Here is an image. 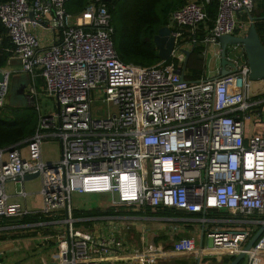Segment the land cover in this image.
I'll use <instances>...</instances> for the list:
<instances>
[{"label":"built area","instance_id":"built-area-1","mask_svg":"<svg viewBox=\"0 0 264 264\" xmlns=\"http://www.w3.org/2000/svg\"><path fill=\"white\" fill-rule=\"evenodd\" d=\"M66 1H0V22L12 44L7 65L0 67V107L7 104L8 66L16 60L29 75L25 93L34 98L37 112L35 131L26 142L28 157L17 147L0 150V220H17L13 228L35 227L34 247L54 248L38 264H101L99 257L124 248L131 224L124 211L158 208L201 215L202 225L241 228L209 231L208 248L196 247L190 237L178 238L170 255L241 252L264 224V96L250 95L240 44L226 46V59L234 66H227L224 76L187 79L183 63L185 51L196 45L203 46L204 58L209 46L216 47L214 56L220 58L218 37L245 36L257 18L242 21L239 14L252 16L256 0H212L211 26L210 0H182L166 24L174 37L172 61L151 66L119 58L106 2L90 0L71 14ZM33 30L48 32L51 42L43 44ZM39 88L54 100L53 112L40 111ZM97 100L108 104L105 115L92 110ZM252 115L256 121L247 133ZM46 138L59 142L56 161L42 160ZM32 173L40 178L41 208L9 203L5 184L19 185L13 195L25 199L23 176ZM73 194L101 195L107 203L100 214L75 215L88 209L74 207ZM218 212L227 215H213ZM32 215L36 219L21 222ZM44 227L54 228V234H44ZM153 246L143 253L133 250L141 263L165 255ZM244 261L264 264V231Z\"/></svg>","mask_w":264,"mask_h":264},{"label":"trees","instance_id":"trees-1","mask_svg":"<svg viewBox=\"0 0 264 264\" xmlns=\"http://www.w3.org/2000/svg\"><path fill=\"white\" fill-rule=\"evenodd\" d=\"M89 1L67 0L65 9L68 13L77 14L86 7ZM180 2L182 3L181 0H113L106 2V6L112 16V40L119 58L125 63H133L141 66H151L163 61L158 56V50L153 43V36L159 27L167 24L169 13ZM206 10L210 18L208 24L211 26L216 15V3L210 0L206 4ZM160 12L163 15H160ZM263 15L264 10H258L257 15L252 13V16L257 18L254 25L264 45ZM0 37V67H5L8 58L12 55V44L1 22ZM202 49V45H196L183 63V69L187 79H196L203 73L204 66L201 70L196 69L197 63L204 58L201 54ZM170 61L172 59L168 58L164 63ZM191 61L194 64H191ZM190 65L192 66L189 67ZM36 82L40 85L42 83L41 77H37ZM263 95L261 94V96ZM36 124L37 112L35 105L25 108L12 107L6 104L0 107V150L7 149L11 146L20 148L22 145H26L27 140L35 131ZM100 213L102 212L98 208L75 211V215L84 216ZM28 218L36 219V217H25L24 219ZM233 257L234 255L228 257L229 262Z\"/></svg>","mask_w":264,"mask_h":264},{"label":"crops","instance_id":"crops-1","mask_svg":"<svg viewBox=\"0 0 264 264\" xmlns=\"http://www.w3.org/2000/svg\"><path fill=\"white\" fill-rule=\"evenodd\" d=\"M261 1L264 0H260V2ZM181 4L182 3L180 2L176 6V8ZM173 9H175V7ZM255 15H257V12L255 13ZM40 32H45H37V35L40 37L41 42L43 44H49L51 42L50 35H47V37L44 36V34L39 35ZM215 48L216 47H213V49ZM211 60L212 61H210L208 67L205 64L202 75L206 76V73L207 75L211 73L212 77L217 76V72L220 69V58L215 57L213 54V58H211ZM262 94H264V92ZM103 199L105 200L106 197H103ZM124 213L127 214V216L129 217V221L131 222L130 229L125 235L126 237L124 239V248L121 250H112L110 251V253L99 257L101 264H181L180 261L182 260L186 262H190V260H192L195 261L196 264L197 257H199L198 255H170L168 252H170L171 250L172 243L178 238L190 237L194 240L196 247L200 248L201 246L208 248L211 245L210 239L207 237V233L209 231H212L214 228L227 230L232 227L222 223H205L204 225H202L199 220L201 218V215H189L167 208H158L156 210L144 209L140 211L127 210L124 211ZM216 214L221 217L227 215V213L221 212L215 213L213 215L217 216ZM31 230L25 229L20 232L18 231L16 233L17 237L15 239H18L19 241L20 239H35V237L27 236L31 234V232H35L33 229ZM54 232V228L44 227V234L53 235ZM205 237L207 239H205ZM150 245H154V250H161L163 253H165V255L159 257L156 256V259L152 263H141L139 261L140 255L135 254L136 252L133 250L138 249V252L143 253L145 249ZM47 249H45L44 246V251ZM51 250H54V248ZM52 252H49V250L47 252H44V259H47ZM46 253L48 254L47 256ZM231 255L232 254L202 256L199 257V264H227L229 262L228 257H230ZM242 264H245V261Z\"/></svg>","mask_w":264,"mask_h":264},{"label":"rangeland","instance_id":"rangeland-1","mask_svg":"<svg viewBox=\"0 0 264 264\" xmlns=\"http://www.w3.org/2000/svg\"><path fill=\"white\" fill-rule=\"evenodd\" d=\"M259 11L264 10V1L256 0L255 2V9L252 13H256ZM160 15L163 13L160 12ZM239 17L242 21H246L248 19V14H239ZM169 19V15L167 21ZM37 34V30H33ZM44 36H49V33L44 31ZM214 49L212 46L208 47L207 54L205 58H202L200 62L197 63L196 69L201 70V68L206 64L210 63L211 58H213ZM194 62V61H193ZM191 64L192 63L191 61ZM196 64V63H195ZM190 65L189 67H191ZM206 67V68H207ZM8 69L11 71L10 74V83L17 84L20 79L26 80L28 78V74L24 71H21L18 62L16 60L11 61V65L8 66ZM212 74L209 73L206 77H212ZM264 92V80L260 81H251L250 86V95L255 96L262 94ZM9 92L7 94L8 98ZM37 102L40 106V111L44 114L51 113L55 110V102L52 98L45 95L41 88L38 89L37 93ZM107 103L101 100H97L92 107V110L95 109L98 111L99 115H105L107 109ZM111 109V108H110ZM261 110L263 112L262 120L264 122V104L261 106ZM94 114V113H93ZM256 121V117L254 115L251 116L250 120L246 121L245 127L246 132L250 133L253 129V122ZM22 156L24 158L28 157V148L27 145H22L20 147ZM41 155L43 161H56L59 159L60 155V147L59 142L55 138H46L43 140L41 145ZM19 185H14L12 182H7L5 184V191L6 194L9 196L8 202L9 203H19L22 207H26L31 210H39L41 208V197L39 195V190L41 187L40 178L36 177L31 180H26L23 182V187L27 196L25 199L22 197L14 196V188ZM101 195H82V194H73L71 196V203L74 207H81L82 209H103V205L107 203V200L104 201ZM33 217L36 215H32ZM25 221H33V219L28 218L24 219L21 222ZM18 221L13 218H4L0 220V264H38L40 262V258L44 257V252H52L53 247L51 246L47 250L38 249V247H34L33 243L35 244V239H15L17 237L16 233L25 229H33L35 232L27 236L36 237L38 234L36 232L35 227H28L23 229L13 228V226L17 225ZM229 229L233 230H240V227H230ZM32 231V230H31ZM11 238V239H9ZM205 239H207L205 237ZM48 254L46 253V256ZM49 257V256H48ZM181 264H195V261L190 260V262H186L184 260L180 261Z\"/></svg>","mask_w":264,"mask_h":264},{"label":"water","instance_id":"water-1","mask_svg":"<svg viewBox=\"0 0 264 264\" xmlns=\"http://www.w3.org/2000/svg\"><path fill=\"white\" fill-rule=\"evenodd\" d=\"M103 2H111L112 0H102ZM31 16V13H30ZM252 21L256 17L249 16ZM153 43L158 50V56L165 61L171 56L174 47V37L170 34L168 26L163 25L158 28L153 36ZM228 44H240L244 49L247 64L249 67L248 79L250 81L264 80V45L262 44L256 27L253 22L250 23L245 36L221 35L218 37V45L220 50V71L218 77L229 73L227 66H234L232 62L226 59V46ZM188 56L189 51H185ZM3 76L0 73V81ZM29 75L26 80L20 79L17 84L10 83L9 95L7 104L12 107H33L35 105L34 98L25 93V88L29 83ZM14 146L8 147L7 151H12ZM38 177V173L26 174L23 180H31ZM264 231V224L260 226L245 243L243 250L234 255L233 259L228 264H242L245 260L246 251L249 250ZM201 247V246H200ZM196 264H199L200 258L197 257Z\"/></svg>","mask_w":264,"mask_h":264}]
</instances>
